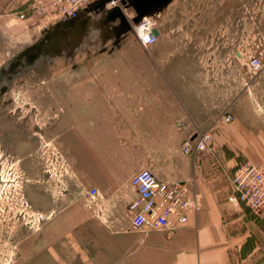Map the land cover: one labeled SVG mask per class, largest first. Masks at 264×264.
I'll use <instances>...</instances> for the list:
<instances>
[{
    "label": "crops",
    "instance_id": "crops-1",
    "mask_svg": "<svg viewBox=\"0 0 264 264\" xmlns=\"http://www.w3.org/2000/svg\"><path fill=\"white\" fill-rule=\"evenodd\" d=\"M178 2L171 0L158 13L157 40L146 47L150 55L133 34L104 36L96 21L81 19L74 30L84 36L80 47L72 48L55 40L72 26L32 29L0 19V43L13 47L12 54L32 45V54L47 65L33 74L30 87L36 112L45 104V142L60 160L58 168L46 164L45 187L52 189L53 204L46 207L49 222L30 264H264V211L253 216L243 208L232 211L225 202L236 164L264 161V122L248 111L246 69L239 64L244 55H213L215 32L228 23L223 14L212 18L208 8L215 0L201 3L212 16L197 36L190 30L202 28V20H179L183 3ZM119 45L126 55L103 53ZM223 112L232 120L212 129L220 162L202 156L193 164L180 146ZM38 129L31 164L35 182ZM143 168L161 180L194 176L202 206L171 235L131 226L128 205L136 190L130 179ZM91 189L98 191L97 206L88 202Z\"/></svg>",
    "mask_w": 264,
    "mask_h": 264
},
{
    "label": "rangeland",
    "instance_id": "rangeland-1",
    "mask_svg": "<svg viewBox=\"0 0 264 264\" xmlns=\"http://www.w3.org/2000/svg\"><path fill=\"white\" fill-rule=\"evenodd\" d=\"M5 1L12 5L8 4L9 6L4 8ZM30 1L32 0H0V19L4 16L13 19V23L18 22L13 15L8 14L22 9L23 4ZM178 1L183 3V6L177 10L178 19L181 20L183 17L186 18L185 20L195 19L196 23L197 20H202V28L193 27L190 31L192 36L204 34V20L212 16V14L206 16V5L201 4L205 0ZM11 6L12 8L7 10ZM208 9L213 13V19H221L223 14L224 20L228 22L227 28H223L224 33H222L223 29L215 32L213 48L216 53L213 55H236L234 52L244 55L239 64L244 65L246 69L248 111L251 117L256 111L257 117L264 122V0H215L213 6ZM126 13L125 16L131 20L134 15L131 7H126ZM26 26L32 29L40 28L28 24ZM0 30H4L2 26ZM86 30L91 32L92 26L87 25ZM12 48L0 43V63H4L12 55ZM144 52L147 55L151 54L150 48H146ZM103 53L126 55L120 45ZM89 54L91 55L92 52ZM98 54L100 53L94 55ZM249 54L261 56L263 69L259 74H253L249 70L246 63ZM132 55H135L134 50ZM30 86L31 80L27 72L25 75L16 76L9 90L0 96V133L3 134L0 136L3 138L0 139V162L3 160L0 164V264H30L28 258L31 256V250L38 249L42 245L43 230L49 222L50 211L46 207L53 204L52 189L45 187L44 172L47 163L49 165L54 163L56 168L60 166V160L55 156L57 149L53 156L52 147L45 146L47 109L43 104V107L40 105L36 112L35 98L33 102ZM36 119L39 124L36 123ZM36 125L39 128L38 160L36 159L38 182H35L36 177L31 171V164H35L36 151L35 140L31 139L30 134L31 128ZM53 194H59L58 189H54ZM229 207L232 211L236 209L231 205ZM230 264H238V262L231 260Z\"/></svg>",
    "mask_w": 264,
    "mask_h": 264
},
{
    "label": "built area",
    "instance_id": "built-area-1",
    "mask_svg": "<svg viewBox=\"0 0 264 264\" xmlns=\"http://www.w3.org/2000/svg\"><path fill=\"white\" fill-rule=\"evenodd\" d=\"M90 0H32L22 9L12 11L15 20L32 27L45 28L57 22L76 17L78 12ZM122 0H108L107 8L119 7L125 15L126 8ZM157 28L155 18H144L139 23H131L132 33L137 42L144 48L153 45L157 36L153 30ZM243 56V55H242ZM247 66L253 74L263 69L260 55L249 54ZM231 115L221 113L212 124L201 131H196L193 139L186 140L180 146L184 155L191 157L193 164L202 156L216 159L213 147L212 129L220 121L229 122ZM183 126V122L178 123ZM216 161L219 163L220 160ZM194 176L188 179H159L151 170L143 168L130 179L136 190V196L128 205L131 213V226L134 229L148 228L166 230L171 235L174 230L188 221V215L196 214L201 208V195L195 188ZM231 192L226 195L225 202L236 209L243 208L252 215H260L264 211V161L251 163L244 161L236 164L229 175ZM97 189L87 192L90 206H97Z\"/></svg>",
    "mask_w": 264,
    "mask_h": 264
},
{
    "label": "flooded vegetation",
    "instance_id": "flooded-vegetation-1",
    "mask_svg": "<svg viewBox=\"0 0 264 264\" xmlns=\"http://www.w3.org/2000/svg\"><path fill=\"white\" fill-rule=\"evenodd\" d=\"M166 0H126V3L133 10L134 15L131 18L136 17L140 11L147 12V8H153L151 13V17L155 18L158 16V8L162 7ZM154 6V7H153ZM166 5L163 6V8ZM157 8V9H156ZM124 14V13H123ZM119 11L118 8H107L106 2L103 4L100 0H90L74 17L73 19L66 20L70 22L66 26H72L73 30L67 32L65 34L58 33L55 35V40H57V45L62 46L63 44L68 43L71 47L79 48L78 45L84 35H80L77 33L78 30H74V28L82 21H96L99 25V29L104 36L112 37V36H129L132 33L131 29V20L123 15ZM63 21V22H66ZM92 22V23H93ZM62 25V24H59ZM56 26V25H55ZM47 30V29H45ZM46 39V38H45ZM32 45H28L25 47L21 53L10 55L4 63L0 65V71H5L4 74L0 77V96L9 90L11 84L16 76H19L18 71L25 70L28 72L31 80L33 78V74L35 73H43L45 72V67L47 66L44 61H40L37 59L35 54H32L31 48ZM37 46L33 47L36 48ZM58 48V47H57ZM44 50L47 51V46L44 47ZM94 54V53H92ZM47 55V54H46ZM36 57V58H35ZM39 61V62H38ZM76 63L71 67H76ZM31 73V74H30ZM21 83L25 81H20ZM33 82V81H32ZM37 126H33L31 128V139L35 140L33 135H36ZM3 135L0 133V136ZM0 139L3 140L1 137ZM46 143V142H45ZM47 147V145L45 144ZM7 160V159H6ZM3 160L0 162V164ZM5 163V162H4Z\"/></svg>",
    "mask_w": 264,
    "mask_h": 264
},
{
    "label": "water",
    "instance_id": "water-1",
    "mask_svg": "<svg viewBox=\"0 0 264 264\" xmlns=\"http://www.w3.org/2000/svg\"><path fill=\"white\" fill-rule=\"evenodd\" d=\"M101 1V3H105V2H107L108 0H100ZM171 0H166V2L164 3V5H168V3L170 2ZM121 5L122 6H124L125 8L126 7H128L129 5L126 3V0H122V2H121ZM163 5V6H164ZM163 6L162 7H160V9L158 8V12H160L162 9H163ZM154 7V6H153ZM118 9H119V11L121 12V14H123L122 13V11H121V9L119 8V7H117ZM157 9V8H156ZM153 10H155V9H153L152 7L150 8H147V12H143V10L142 11H140L139 12V14L136 16V17H133L132 19H131V21L133 22V23H139V22H141V20H143L144 18H150L151 16H149V15H151L152 13V11ZM124 15V14H123ZM151 18H153V17H151ZM70 22H63V21H61V22H57V23H55V25L56 26H58L59 24H62V25H68ZM153 34H155L156 36L158 35V30H157V28H155L154 30H153ZM239 54V53H238ZM4 72L5 71H0V77L4 74Z\"/></svg>",
    "mask_w": 264,
    "mask_h": 264
},
{
    "label": "trees",
    "instance_id": "trees-1",
    "mask_svg": "<svg viewBox=\"0 0 264 264\" xmlns=\"http://www.w3.org/2000/svg\"><path fill=\"white\" fill-rule=\"evenodd\" d=\"M26 4H27V3H24L22 7H24ZM22 7H21V8H22Z\"/></svg>",
    "mask_w": 264,
    "mask_h": 264
}]
</instances>
